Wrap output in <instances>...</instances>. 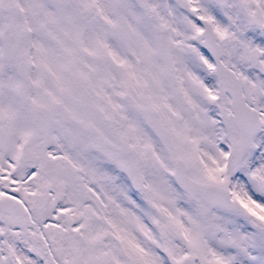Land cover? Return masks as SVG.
Segmentation results:
<instances>
[{"label":"snow or ice","instance_id":"snow-or-ice-1","mask_svg":"<svg viewBox=\"0 0 264 264\" xmlns=\"http://www.w3.org/2000/svg\"><path fill=\"white\" fill-rule=\"evenodd\" d=\"M0 264H264V0H0Z\"/></svg>","mask_w":264,"mask_h":264}]
</instances>
